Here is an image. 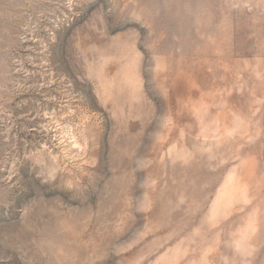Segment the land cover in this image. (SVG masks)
<instances>
[{
	"label": "rangeland",
	"instance_id": "obj_1",
	"mask_svg": "<svg viewBox=\"0 0 264 264\" xmlns=\"http://www.w3.org/2000/svg\"><path fill=\"white\" fill-rule=\"evenodd\" d=\"M0 264H264V0H0Z\"/></svg>",
	"mask_w": 264,
	"mask_h": 264
}]
</instances>
